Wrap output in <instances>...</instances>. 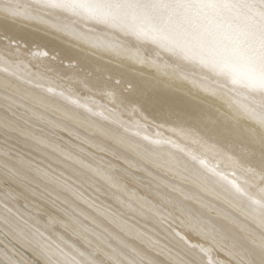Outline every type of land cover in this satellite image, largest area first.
<instances>
[{
  "label": "bare ground",
  "instance_id": "bare-ground-1",
  "mask_svg": "<svg viewBox=\"0 0 264 264\" xmlns=\"http://www.w3.org/2000/svg\"><path fill=\"white\" fill-rule=\"evenodd\" d=\"M33 3L0 0V87L58 118L60 131L32 127L11 101L0 105V176L11 172L0 179V260H32L29 245L39 243L78 262L166 264L202 245L216 264H228L234 245L243 252L258 242L262 229L249 232L236 218L260 226L258 103L130 34L93 29L43 5L19 16L3 11ZM68 122L91 131L87 146L75 128L64 129ZM112 130L123 148L116 160L90 151ZM126 150L160 170L118 174ZM179 169L186 172L174 177ZM219 200L236 215L224 216Z\"/></svg>",
  "mask_w": 264,
  "mask_h": 264
},
{
  "label": "snow or ice",
  "instance_id": "snow-or-ice-1",
  "mask_svg": "<svg viewBox=\"0 0 264 264\" xmlns=\"http://www.w3.org/2000/svg\"><path fill=\"white\" fill-rule=\"evenodd\" d=\"M40 5L60 9L93 29L126 33L149 42L170 59L197 67L224 87L242 92L258 103L252 143L259 144L264 182V0H36L28 5L5 6L3 11L19 16L20 8ZM10 177L11 172L6 171L0 179L8 182ZM254 203L259 211L260 239L253 240L243 252L234 245L228 250L232 257L228 264H264V188ZM210 239L218 242L214 235ZM29 247L32 260L9 257L7 261L0 260V264H126L119 259L97 258L78 262L74 257L62 259L51 247L39 243ZM211 251V247L202 245L199 251L195 245L188 246L166 264H216ZM127 264L153 261L133 258Z\"/></svg>",
  "mask_w": 264,
  "mask_h": 264
},
{
  "label": "rangeland",
  "instance_id": "rangeland-1",
  "mask_svg": "<svg viewBox=\"0 0 264 264\" xmlns=\"http://www.w3.org/2000/svg\"><path fill=\"white\" fill-rule=\"evenodd\" d=\"M31 86L35 87V85H31ZM43 87L46 88V86H43ZM5 88H6L5 85H3V87H0V105L7 106V100L11 101L12 102L11 108L15 111V114H17L21 117H27L29 119L28 123L31 124L32 127L34 126V128L40 129L37 125L40 123V124H45L47 126H50L51 128H53L56 131H60V122L57 120L58 118H53L51 116V114L49 116L39 114L37 111V107H38L37 104L30 103L32 105H30V104L24 105L23 101H24L25 97H21L19 94H13L15 100L14 101L10 100L8 98V90ZM28 103H29V101H28ZM40 108H42V107H40ZM43 109H47V108H43ZM108 110H112V108H109ZM49 111L52 112V110H49ZM31 121H33V122H31ZM66 124L67 125H63V126H65L64 127L65 130L67 128L70 129L71 127L75 128L77 130L76 134L78 137V143L81 145L87 146L85 143H83V141H85V138H88L89 136H91V137L94 136L91 133V131H88V130L82 128L80 126V124H74L71 122H68ZM116 125L121 126V123H117ZM40 130H43V129H40ZM106 133H107V136L102 135L101 137H99L100 139L97 138V141H94V143H93L94 149H90V151H92L94 153H105L106 158H109L111 160H116V156L118 154V151H120L123 148L121 147L120 144L113 142V140L111 138V136L116 135V131L112 130V131H108ZM30 146L32 147L31 148L32 150H34L36 148V146H32V145H30ZM126 152H127V154L126 153H124V154L127 156H124V157H125V159L128 158L127 159L128 161L126 163L119 164L118 166L115 167L118 174H121L122 172H124L126 170V168H128L131 171L140 172V173L144 174L145 176L148 175L147 171H150L152 173L154 171L157 173L160 170V169H156L155 168L156 165L151 163L149 161V159H147V158L143 159L139 155H136L129 150H126ZM128 156H130V158ZM131 158H133L137 163L135 161H133V159H131ZM139 161H143V163H141ZM135 165L141 167V170L140 171L137 170L135 168ZM149 168H151L153 171L149 170ZM185 172H186V169H179L178 171H176V173L179 175H173V174H171V175H173L174 177H178V176H181V174L185 173ZM151 180H153V179H151ZM91 181H94V180L91 178ZM154 182L156 184H157V182L159 183V181L156 179ZM169 184L174 186V187H178L185 194L187 193L186 190L184 189V187L178 186L177 182H169ZM91 186L93 188H96L94 185H91ZM195 199L199 200V198H195ZM219 201H220V204L218 206V209L220 210V212L224 216L229 217L231 214H234L233 212H231V210H229V206L227 205V203L224 200H219ZM234 215H236V214H234ZM236 218L238 220L239 225H241V227L248 229L249 232L260 234V232L258 231L259 229H261L259 225L252 224V221L246 222L244 220V218H240L237 216H236Z\"/></svg>",
  "mask_w": 264,
  "mask_h": 264
}]
</instances>
